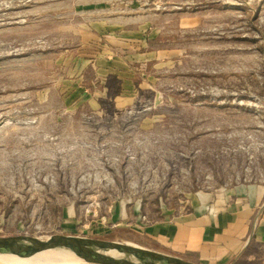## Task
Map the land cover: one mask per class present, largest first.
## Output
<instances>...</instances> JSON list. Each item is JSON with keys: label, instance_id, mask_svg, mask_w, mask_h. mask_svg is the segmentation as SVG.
Listing matches in <instances>:
<instances>
[{"label": "rangeland", "instance_id": "1", "mask_svg": "<svg viewBox=\"0 0 264 264\" xmlns=\"http://www.w3.org/2000/svg\"><path fill=\"white\" fill-rule=\"evenodd\" d=\"M243 183H264V0H0V236L182 257L157 222Z\"/></svg>", "mask_w": 264, "mask_h": 264}, {"label": "crops", "instance_id": "2", "mask_svg": "<svg viewBox=\"0 0 264 264\" xmlns=\"http://www.w3.org/2000/svg\"><path fill=\"white\" fill-rule=\"evenodd\" d=\"M155 228L160 238L183 254L179 258L194 264L263 261L264 183L198 192L186 211L157 222Z\"/></svg>", "mask_w": 264, "mask_h": 264}, {"label": "water", "instance_id": "3", "mask_svg": "<svg viewBox=\"0 0 264 264\" xmlns=\"http://www.w3.org/2000/svg\"><path fill=\"white\" fill-rule=\"evenodd\" d=\"M53 249L68 251L80 262L92 264H194L129 242L64 234H53L45 239L0 236V254L26 258Z\"/></svg>", "mask_w": 264, "mask_h": 264}, {"label": "bare ground", "instance_id": "4", "mask_svg": "<svg viewBox=\"0 0 264 264\" xmlns=\"http://www.w3.org/2000/svg\"><path fill=\"white\" fill-rule=\"evenodd\" d=\"M67 260H70L72 264L79 261L72 253L62 249L42 251L26 258L0 254V264H10L17 261H24L27 264H62L68 262Z\"/></svg>", "mask_w": 264, "mask_h": 264}, {"label": "trees", "instance_id": "5", "mask_svg": "<svg viewBox=\"0 0 264 264\" xmlns=\"http://www.w3.org/2000/svg\"><path fill=\"white\" fill-rule=\"evenodd\" d=\"M85 264H92V263H85Z\"/></svg>", "mask_w": 264, "mask_h": 264}]
</instances>
